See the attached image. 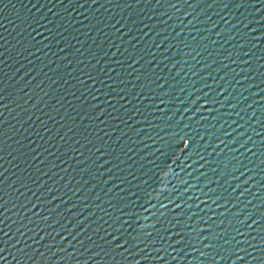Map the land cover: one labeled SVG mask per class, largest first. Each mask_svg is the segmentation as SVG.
Returning <instances> with one entry per match:
<instances>
[{"label": "water", "instance_id": "1", "mask_svg": "<svg viewBox=\"0 0 264 264\" xmlns=\"http://www.w3.org/2000/svg\"><path fill=\"white\" fill-rule=\"evenodd\" d=\"M0 264H264V0H0Z\"/></svg>", "mask_w": 264, "mask_h": 264}]
</instances>
